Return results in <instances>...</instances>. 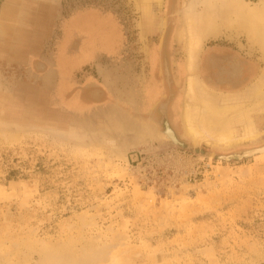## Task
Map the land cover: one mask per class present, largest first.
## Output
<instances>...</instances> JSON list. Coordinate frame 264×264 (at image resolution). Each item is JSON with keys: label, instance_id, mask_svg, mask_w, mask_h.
I'll list each match as a JSON object with an SVG mask.
<instances>
[{"label": "rangeland", "instance_id": "rangeland-1", "mask_svg": "<svg viewBox=\"0 0 264 264\" xmlns=\"http://www.w3.org/2000/svg\"><path fill=\"white\" fill-rule=\"evenodd\" d=\"M188 1L151 3L147 20L135 0H0V264H264V155L204 157L264 146L262 116L260 139L231 148L194 147L183 127ZM85 12L99 24L67 34ZM235 34L201 46L221 92L256 72ZM146 122L185 147L150 139L118 157Z\"/></svg>", "mask_w": 264, "mask_h": 264}, {"label": "bare ground", "instance_id": "bare-ground-1", "mask_svg": "<svg viewBox=\"0 0 264 264\" xmlns=\"http://www.w3.org/2000/svg\"><path fill=\"white\" fill-rule=\"evenodd\" d=\"M160 1L135 0L137 6L144 8L147 20H151V3L159 4ZM181 12L186 38L185 100L181 118L189 144L194 147L205 144L214 148H231L258 141L263 133L259 126L260 120L257 121L258 116H262L264 121V2L251 4L242 0H189ZM147 23L150 26L152 24ZM227 29L236 31L237 41L244 38L249 55H257L255 75L240 90L233 92L218 91L209 86L207 80L200 75L201 46L208 39L218 38ZM146 124L137 129L139 137L136 136V140L129 139L126 145L122 143L121 150L115 152L118 157H126L128 151L138 146L139 142L150 139L158 142L162 140V143L159 142L161 145L168 143L185 147V143L179 140L169 124L161 130L147 122ZM134 127L136 128L135 125Z\"/></svg>", "mask_w": 264, "mask_h": 264}, {"label": "flooded vegetation", "instance_id": "flooded-vegetation-1", "mask_svg": "<svg viewBox=\"0 0 264 264\" xmlns=\"http://www.w3.org/2000/svg\"><path fill=\"white\" fill-rule=\"evenodd\" d=\"M98 20H99V18H97L96 16H92L89 13L85 12V13L82 14V17L80 19V21H82L81 22L82 24L81 23L71 24V25L66 27V32H67V34H69V33L73 32V30L75 31L77 29L82 31V32H84L82 27L88 28V30H89V29L93 28V25H98L99 24ZM90 25H91V27H90ZM84 33H86V32H84ZM105 34L106 33H104V35ZM117 41L118 40L116 39V37L115 36H111L110 32H108L106 34V36H105V46L103 48L106 49L108 52L112 53L114 48H115V46H117V44H118ZM150 61H151V69L155 70L156 69L155 67L159 66L158 55L154 54L153 57L150 58ZM68 65L75 66V64H73L71 62V63H67V65L66 64L62 65V66L60 65V67L67 69ZM62 70H64V69H62ZM163 72H164V76H165L167 84L170 85V81H171L170 80V72H169V69L167 67L166 61H164V63H163ZM157 90H158L157 86L155 87L154 85H151L150 90H149V93L151 92V95L149 97L150 99L153 100V97L157 96V94H158ZM164 105H165L164 108L162 106H160V108L162 109V110L160 109L161 111L165 110L166 104H164ZM164 123H165V121H162V126L164 125Z\"/></svg>", "mask_w": 264, "mask_h": 264}, {"label": "water", "instance_id": "water-1", "mask_svg": "<svg viewBox=\"0 0 264 264\" xmlns=\"http://www.w3.org/2000/svg\"><path fill=\"white\" fill-rule=\"evenodd\" d=\"M262 155H264V147L258 148V149L250 148V149H246V150L235 152V153L228 154V155H217L216 153H210L208 156H204V157L205 158L207 157L210 160L216 159L221 162H229L231 160L241 161L244 159H250V158H254V157H258Z\"/></svg>", "mask_w": 264, "mask_h": 264}, {"label": "crops", "instance_id": "crops-1", "mask_svg": "<svg viewBox=\"0 0 264 264\" xmlns=\"http://www.w3.org/2000/svg\"><path fill=\"white\" fill-rule=\"evenodd\" d=\"M244 57H246L247 58V60H248V62H250V61H252V58H255V56L254 55H248V54H244ZM244 59V58H243ZM255 63L253 64V65H255V67H256V62H257V58H255ZM241 61V60H240ZM252 66V65H251ZM235 68L236 67H227V69L225 70V68H223V72L225 73H227V74H229V78H234L235 79V77L233 76L232 77V73H233V71L235 70ZM250 68H248V70H249ZM255 70H256V68H255ZM223 73V74H224ZM242 73V72H241ZM255 73V72H254ZM253 75H255V74H252L251 76H249V79H248V82H250V80H251V77L253 76ZM240 77H241V79L243 80V75H241L240 74ZM245 79V78H244ZM248 82H246L244 85H246ZM243 85V86H244Z\"/></svg>", "mask_w": 264, "mask_h": 264}]
</instances>
